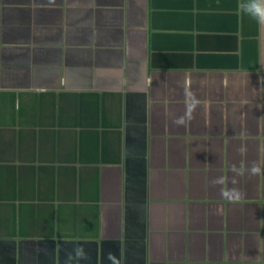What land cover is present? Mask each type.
<instances>
[{
    "label": "crops",
    "instance_id": "obj_1",
    "mask_svg": "<svg viewBox=\"0 0 264 264\" xmlns=\"http://www.w3.org/2000/svg\"><path fill=\"white\" fill-rule=\"evenodd\" d=\"M242 2L0 0V264H264Z\"/></svg>",
    "mask_w": 264,
    "mask_h": 264
},
{
    "label": "clouds",
    "instance_id": "obj_2",
    "mask_svg": "<svg viewBox=\"0 0 264 264\" xmlns=\"http://www.w3.org/2000/svg\"><path fill=\"white\" fill-rule=\"evenodd\" d=\"M240 10L254 19L259 26H264V0H243L240 5ZM189 102L187 104V118L191 119V114L195 111L198 101L195 100L194 96L189 93ZM177 124H184L185 118H179L175 121ZM261 169L254 166L251 170L253 175L260 174Z\"/></svg>",
    "mask_w": 264,
    "mask_h": 264
}]
</instances>
